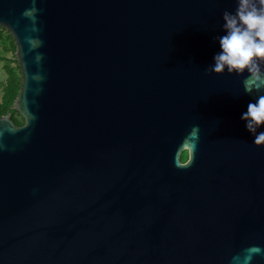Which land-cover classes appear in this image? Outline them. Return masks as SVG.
Here are the masks:
<instances>
[{
    "label": "water",
    "instance_id": "95a60500",
    "mask_svg": "<svg viewBox=\"0 0 264 264\" xmlns=\"http://www.w3.org/2000/svg\"><path fill=\"white\" fill-rule=\"evenodd\" d=\"M236 7L0 0L24 119L0 116V264H234L264 249V146L241 120L258 94L247 73L206 72Z\"/></svg>",
    "mask_w": 264,
    "mask_h": 264
},
{
    "label": "clouds",
    "instance_id": "9594fccd",
    "mask_svg": "<svg viewBox=\"0 0 264 264\" xmlns=\"http://www.w3.org/2000/svg\"><path fill=\"white\" fill-rule=\"evenodd\" d=\"M35 3V0H33ZM33 8L24 15L32 16ZM223 35L216 37L220 51L213 57V64L207 73L220 76H244L242 81L247 95L257 93L254 102H249L247 111L241 115L246 129L254 136L256 147L264 146V131L257 129L264 125V0H237L235 12L224 11ZM199 127L193 126L183 143L190 145V151L198 142ZM264 253L258 245H251L233 257L234 264H250L255 255Z\"/></svg>",
    "mask_w": 264,
    "mask_h": 264
},
{
    "label": "rangeland",
    "instance_id": "374dc122",
    "mask_svg": "<svg viewBox=\"0 0 264 264\" xmlns=\"http://www.w3.org/2000/svg\"><path fill=\"white\" fill-rule=\"evenodd\" d=\"M20 85L21 75L14 41L9 32L0 27V116L8 115L15 126L24 124V119L13 110ZM187 157L184 151L179 159L185 162Z\"/></svg>",
    "mask_w": 264,
    "mask_h": 264
}]
</instances>
